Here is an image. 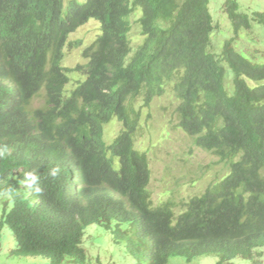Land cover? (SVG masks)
<instances>
[{
    "label": "trees",
    "instance_id": "obj_1",
    "mask_svg": "<svg viewBox=\"0 0 264 264\" xmlns=\"http://www.w3.org/2000/svg\"><path fill=\"white\" fill-rule=\"evenodd\" d=\"M210 3L69 0L65 9V0H0V231L11 229L12 255L88 264L85 228L99 224L118 239L130 235L135 256L149 252L146 264L213 254L216 264H262L264 50L238 43L255 23L264 27V12L227 0L233 35L219 49ZM138 9L145 39L130 57ZM90 18L102 33L84 49L88 61L64 66L71 33ZM72 72L84 78L68 91ZM169 84L178 127L230 164L179 214L173 200L153 203L149 157L134 138L143 110ZM115 119L124 128L108 143Z\"/></svg>",
    "mask_w": 264,
    "mask_h": 264
},
{
    "label": "rangeland",
    "instance_id": "obj_2",
    "mask_svg": "<svg viewBox=\"0 0 264 264\" xmlns=\"http://www.w3.org/2000/svg\"><path fill=\"white\" fill-rule=\"evenodd\" d=\"M83 1V0H80ZM227 0H211L210 11L220 30L215 32L213 39L217 48H221L225 38L233 35L232 22L225 10ZM66 0L65 9H67ZM240 10L249 14L254 11L264 12V0H238ZM141 10L138 9L130 16L133 56L137 47L143 43L142 26L139 23ZM255 32H245L238 43L240 49L248 47L264 50V27L254 24ZM99 20L90 18L86 24L71 34L70 45L67 46L63 64L74 68L88 60L83 56V50L89 46L100 34ZM227 66V64H226ZM226 85L232 88L234 72L227 66ZM71 82L67 87L70 91L84 76L79 72L70 73ZM41 100V98H39ZM37 98V101H39ZM141 98L135 101L138 107ZM177 98L173 85L169 84L166 93L154 99L151 106L143 110V116L135 133L136 147L148 154L152 171L149 190L155 205L173 200L177 204L179 214L183 203L195 196L202 195L208 187L222 180L230 171L229 162L221 161L213 152L196 145L193 136L178 127ZM39 104V102L37 103ZM124 125L117 119L106 126L105 137L108 143L121 133ZM5 198V196L3 197ZM0 199V217L2 213V199ZM129 223L124 225L128 228ZM131 236L118 239L114 233L99 224H91L85 228L83 247L87 252L88 264H146L149 252L143 251L139 257L132 253L130 247ZM16 247V239L8 226L0 231V264H52L45 256L26 257L12 255ZM261 257L264 264V247ZM218 255L200 256L193 261L185 257L176 256L169 264H216ZM234 264H254L253 261L241 257L233 259ZM61 264H79L72 257L66 258Z\"/></svg>",
    "mask_w": 264,
    "mask_h": 264
},
{
    "label": "clouds",
    "instance_id": "obj_3",
    "mask_svg": "<svg viewBox=\"0 0 264 264\" xmlns=\"http://www.w3.org/2000/svg\"><path fill=\"white\" fill-rule=\"evenodd\" d=\"M83 1H84V0H83ZM65 3H66V0H65ZM67 3H68V2H67ZM82 26H83V25H82ZM80 27H81V26H80ZM80 27H79V28H80ZM77 30H78V29H77ZM77 30H76V31H77ZM76 31H75V32H76ZM73 33H74V32H73ZM101 33H102V27H101V32H100V34H101ZM71 34H72V33H71ZM100 34H99V35H100ZM99 35H98V36H99ZM70 36H71V35H70ZM96 39H97V38H96ZM96 39H95V40H96ZM69 40H70V38H69ZM95 40H94V41H95ZM94 41H93V42H94ZM93 42H92V43H93ZM87 47H88V46H87ZM66 48H67V47H66ZM65 51H66V50H65ZM83 51H84V50H83ZM65 55H66V54H65ZM63 65H64V64H63ZM64 66H65V65H64ZM109 124H110V123H109ZM33 179H35V178L33 177Z\"/></svg>",
    "mask_w": 264,
    "mask_h": 264
},
{
    "label": "bare ground",
    "instance_id": "obj_4",
    "mask_svg": "<svg viewBox=\"0 0 264 264\" xmlns=\"http://www.w3.org/2000/svg\"><path fill=\"white\" fill-rule=\"evenodd\" d=\"M136 147V146H135Z\"/></svg>",
    "mask_w": 264,
    "mask_h": 264
}]
</instances>
